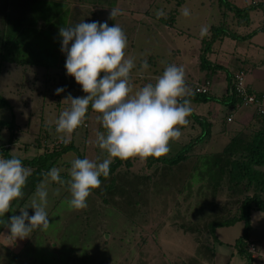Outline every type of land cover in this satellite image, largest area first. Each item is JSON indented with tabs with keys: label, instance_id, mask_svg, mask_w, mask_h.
Masks as SVG:
<instances>
[{
	"label": "rangeland",
	"instance_id": "obj_1",
	"mask_svg": "<svg viewBox=\"0 0 264 264\" xmlns=\"http://www.w3.org/2000/svg\"><path fill=\"white\" fill-rule=\"evenodd\" d=\"M177 1L116 0L113 6H102L81 5L72 0L70 6L73 14L81 12L88 17L86 23L107 22L109 26L116 23L123 29L127 37L125 58L132 57L136 63L130 73L133 88L130 95L145 84H155L156 76L163 74L168 63L187 68L192 73L188 83L185 80L187 91L191 92L196 80L195 70L199 66V59L196 63L194 59L197 53L200 54L202 30L221 23L246 35L262 22L264 12L259 6L254 7L248 11V20L244 22L245 15L237 16L220 0H183L180 6ZM229 1L241 7L264 2ZM112 9L119 10L114 20L109 18ZM185 11L188 15H184ZM170 18L175 19L174 26H169ZM223 38L211 47L220 48L218 56L227 59L238 51L248 60L264 61V32L240 40ZM143 60H147L149 68L141 72ZM233 60L230 64L226 60H220V63L234 72L240 65H237L239 62L232 63ZM244 68L245 83L264 91V80L259 83L260 70ZM42 73L39 68H20L11 63H3L0 69V94L6 100L0 107V120L5 123L14 120L17 138V142L10 141L9 127L1 124L0 145L10 141V153L21 158L38 154L40 148L35 145L41 137L40 143L49 144V148L64 140L61 137L65 134L56 131V120L69 107V104H61L67 95L60 100L54 98L57 85H45ZM221 74H215L213 81L221 82L225 71ZM68 94L73 97L86 95L80 85ZM191 101L192 112L209 113L214 122L210 124L208 134L197 140L187 153L188 159L170 166L163 163L148 165L141 157L129 158V164L123 162L113 175L101 181L99 188L92 190L87 207L83 209L69 205L67 186L51 182L47 189L46 209L49 227L36 228L25 239L8 237L11 233L4 227L0 231V264H244L245 258L233 245L243 231V222L216 228H219L217 235L223 242L221 245L214 242L208 223L219 216L230 218L237 214L240 201L251 191L244 190L242 185L238 187L243 190L241 192L230 190L227 178L214 190L202 172L201 157L220 152L235 130H253L258 123L251 107L235 111L231 122L220 123L222 115L232 109L228 103ZM98 115L89 105L84 120L87 127L69 134L65 143L71 142L83 159L102 162L108 154L97 144V134L105 131L97 120ZM188 120L187 125L178 126L182 135L170 141V151L165 156L176 155L201 134L204 125L193 114ZM193 123L194 128L191 127ZM24 145L28 146L27 150ZM74 158H79L78 153L69 150L53 166L65 170L61 172L62 179H68L66 170ZM257 168L264 171V164ZM23 193V198L14 200L9 212L5 213V221L12 215H20V210L30 204L35 191L28 195ZM27 211L29 215L34 214L31 208ZM249 239L254 242L252 264H264V212L260 210L251 211Z\"/></svg>",
	"mask_w": 264,
	"mask_h": 264
},
{
	"label": "clouds",
	"instance_id": "obj_2",
	"mask_svg": "<svg viewBox=\"0 0 264 264\" xmlns=\"http://www.w3.org/2000/svg\"><path fill=\"white\" fill-rule=\"evenodd\" d=\"M118 9L110 11L114 20ZM184 15H188L185 11ZM207 29L202 30V35ZM62 39L61 52L66 55L67 75L81 86L85 96L68 94L61 104H69L56 120L57 133L68 135L85 120L89 105L96 113L98 122L105 129L97 134L98 147L107 152V158L95 162L88 158H74L70 163L68 179L61 178L64 169L52 167L42 173L43 180L37 185L30 204L20 210V215L3 219L12 202L22 199V191L32 169L16 157L0 156V225L8 228V237L25 239L36 228L47 229L50 224L47 204L48 185L56 182L67 186L69 205L75 209L87 207V199L93 189L101 185L100 177H107L113 158L126 160L132 157H162L169 153V143L182 135L178 126L189 123L192 114L191 100L185 83L183 67L166 65L155 84L148 83L133 93L130 73L136 67L135 59L125 58L127 37L118 24L81 21L74 26L59 29ZM149 68L147 60L140 64V71ZM101 73H105L101 77ZM55 90L56 95L64 92ZM34 210L29 215L27 209Z\"/></svg>",
	"mask_w": 264,
	"mask_h": 264
},
{
	"label": "trees",
	"instance_id": "obj_3",
	"mask_svg": "<svg viewBox=\"0 0 264 264\" xmlns=\"http://www.w3.org/2000/svg\"><path fill=\"white\" fill-rule=\"evenodd\" d=\"M72 0H0V69L3 63L14 64L16 67L39 68L42 69L45 85L54 88V98L61 99L71 91L78 88V84L73 77L67 75L65 68L66 55L61 52L62 39L59 36V29L63 26H74L81 21L86 22L87 18L81 12L73 14L71 9ZM116 0H77V3L113 6ZM183 0L176 3L180 5ZM230 8L237 16L245 15L244 22L248 20V11L259 6L264 12V2H257L253 5L241 7L235 5L229 0H220ZM72 14V15H71ZM223 17V16H222ZM225 18V17H223ZM166 22L164 18H160ZM173 20V21H171ZM174 18H170V26L174 24ZM264 32V18L262 22L251 32L246 35L238 34L236 31L220 24L211 25L210 28L201 36V50L199 54V69L207 71L202 78L197 81L202 83H212L211 74L219 69L225 71L227 78L226 94L222 97L214 96L208 93L188 92L187 99L197 102L219 101L228 103L233 107L240 102L236 96L231 79L234 72L229 71L218 63L211 62L208 54L215 41L222 40L223 37L232 39H245L251 37L254 33ZM207 75V76H206ZM65 89L60 95L55 94L57 88ZM192 90V89H191ZM48 92V91H45ZM6 103L5 98L0 94V107ZM254 111V119L258 126L255 129L235 130L229 140L223 145L220 152L215 154H204L201 158V169L207 175L208 184L215 190L224 182L225 178L227 187L234 191L241 192L238 188L243 186L244 190L251 191L247 194L238 206V213L230 218L216 217L208 223L209 233L212 235L214 242H222L215 236L217 227L230 226L238 221L243 222V231L234 242L237 253L245 258L244 264H252L253 256L248 250V245L254 243L249 239L250 214L251 211L260 210L264 212V171L257 168L264 164V115ZM194 115V114H193ZM204 129L195 142H189L174 156L147 157L144 158L148 165L153 163H163L170 166L177 165L189 158L188 154L197 140L208 134L209 124L204 117L194 115ZM227 122V121H226ZM7 124L10 130L9 140L16 138V127L13 119L5 123L0 120V125ZM80 128V127H79ZM208 128V129H206ZM48 131H46L47 133ZM43 137L37 140L38 146L42 151L31 158H21L14 156L9 152V146L0 145V155L4 158L16 157L21 160L24 166L30 167L33 171L28 177L23 191L28 195L36 191L37 185L42 181V173L48 172L57 162L58 158L69 150H75L80 159H83L75 146L62 140L61 144L52 145L40 143ZM9 141V143H10ZM45 149H44V147ZM123 162L129 164V160L114 158L110 165V172L107 177H100L103 182L113 175ZM71 166V163L68 164ZM202 175V174H201ZM28 192V193H27ZM14 202V201H13ZM12 202V203H13ZM6 216L4 215L3 219ZM4 228L0 225V231ZM214 252H212V255ZM13 255V254H12Z\"/></svg>",
	"mask_w": 264,
	"mask_h": 264
},
{
	"label": "crops",
	"instance_id": "obj_4",
	"mask_svg": "<svg viewBox=\"0 0 264 264\" xmlns=\"http://www.w3.org/2000/svg\"><path fill=\"white\" fill-rule=\"evenodd\" d=\"M182 4V3H181ZM180 4V5H181ZM180 5H178V6H180ZM180 12H178L177 13V17H178V14H179ZM170 26V25H169ZM173 26H174V24H173ZM260 32V31H259ZM201 36H202V34H201ZM224 39V38H223ZM223 39H222V41H223ZM221 40H219L218 42H222ZM200 43H201V41H199ZM201 46H199L198 48H200ZM177 51V50H176ZM218 51L220 52V48L219 49H215V48H213V49H211V52L208 54V59L211 61V62H214V63H218V64H221L220 63V60H226L229 64H230V60L232 59V58H234V60L233 61H231L232 63L233 62H236V63H238L237 65H240V66H238L237 67V69H243V70H245V68H244V66H246L247 67V69L246 70H250V68H253V69H256V68H258L259 70H260V74L258 75L259 76V83H262V81L264 80V66H263V62L264 61H261V62H256V61H253V60H248L247 59V57L245 56L244 57V55H242V54H240V53H238V51H237V53L236 52H234V55H229V58H227L226 59V57H224V56H218ZM199 52V51H198ZM178 54H180L179 52H177ZM225 54V56L226 55H228V54H226V53H224ZM235 54H237V55H235ZM242 56H243V58H242ZM199 59V53H197L196 55H195V59H194V63H196V60H198ZM215 59V60H214ZM168 65H169V63H168ZM222 66H224L226 69H228V67H227V65L226 64H221ZM196 67H197V65H195ZM236 69V70H237ZM164 70V69H163ZM229 70V69H228ZM229 71H231V70H229ZM223 72V70L222 69H219V70H217L216 72H214L213 74H211V79H212V83H211V85H210V94L211 95H214V96H218V97H222V96H224L225 94H226V89H227V78H226V74H224L223 76H221L222 78H221V82H214L213 80V76L215 75V74H220V75H222L221 73ZM233 72V71H232ZM184 73H185V80L187 81V83H188V76H189V74L191 73L187 68H185L184 69ZM195 73H197L196 74V79H198V78H202L203 77V75H202V73L203 74H206L207 73V71H200V69H199V66L197 67V70H195ZM156 74V73H155ZM154 74V75H155ZM192 74V73H191ZM207 76V75H206ZM158 76H156V78H157ZM194 78V79H195ZM186 83V82H185ZM248 85V87L250 88V89H252V90H257V91H261V92H264V91H262V90H258V89H256L253 85H251L250 83L249 84H247ZM188 86V85H187ZM185 98H187V97H185ZM194 101V100H193ZM192 102V101H191ZM195 102H197V101H195ZM209 102V101H208ZM203 103H205V102H203ZM207 103V102H206ZM231 107H232V109L230 110V111H228V112H225L223 115H222V117H221V120H219L218 122H220V123H223V122H226V116L228 115V114H231L232 116L234 115L235 116V114H234V112L235 111H237V110H240V109H242V107L243 108H249V107H244V106H238V104H236L234 107L232 106V105H230ZM192 114H194V115H197V116H199V117H204L205 118V120L208 122V123H210V124H212L214 121L213 120H210V115L211 114H209V113H206V112H204V113H194V112H192ZM234 118V117H233ZM198 121V120H197ZM196 122V121H195ZM199 122V121H198ZM209 124V125H210ZM191 127H193L194 128V123L191 125ZM201 127V126H200ZM210 128H211V125L209 126ZM202 133V132H201ZM13 141L14 142H17V138H13ZM224 143H226V142H224ZM6 145V144H5ZM7 146H9V149H10V146H11V144H9V141H8V143H7ZM35 146H37L38 148H40V151L39 152H41V147L40 146H38V145H35ZM28 149V146L27 145H24V150H27ZM10 152V151H9ZM39 152H37L38 154H39ZM36 153V154H37ZM12 154V153H11ZM37 154V155H38ZM14 155V154H13ZM14 156H17V155H14ZM36 156V155H35ZM17 157H19V156H17ZM26 158V157H25ZM31 158V157H30ZM179 164V163H178ZM177 164V165H178ZM238 223H240V221H238ZM234 226V225H233ZM229 227H232L231 225L229 226ZM227 228V227H226ZM219 229V228H218ZM218 229L217 230H215V233H216V235L218 234ZM228 229V228H227ZM217 237H218V235H217ZM219 241H221V239L218 237L217 238ZM222 242V241H221ZM221 244H223V242L221 243ZM220 244V245H221ZM228 259V258H227Z\"/></svg>",
	"mask_w": 264,
	"mask_h": 264
},
{
	"label": "built area",
	"instance_id": "obj_5",
	"mask_svg": "<svg viewBox=\"0 0 264 264\" xmlns=\"http://www.w3.org/2000/svg\"><path fill=\"white\" fill-rule=\"evenodd\" d=\"M230 82L236 96L240 100V102L237 103L238 106L251 107L255 109L257 113L264 115V92L258 93L248 87V85L245 83V70H235ZM210 85L208 83L199 82L196 79L193 82L191 91L195 93H208L210 91ZM225 119L227 122H231L233 116L228 114ZM81 127H87L85 122L80 126V128ZM58 142L62 143L61 140ZM248 250L253 253L252 251L254 248L252 243L248 245Z\"/></svg>",
	"mask_w": 264,
	"mask_h": 264
}]
</instances>
